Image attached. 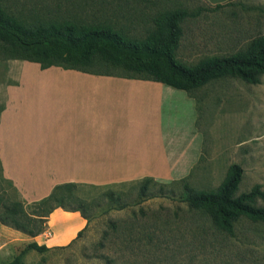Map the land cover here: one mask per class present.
<instances>
[{"label": "rangeland", "instance_id": "obj_1", "mask_svg": "<svg viewBox=\"0 0 264 264\" xmlns=\"http://www.w3.org/2000/svg\"><path fill=\"white\" fill-rule=\"evenodd\" d=\"M226 2L225 8L216 11L206 0H0V5L27 24L104 26L128 39L145 38L159 14L184 9L188 16L181 23L174 56L193 67L205 58L245 51L253 39L264 35V0ZM14 61L0 54V109ZM193 95L196 126L203 138L201 154L181 178L188 177L195 190H214L228 167L237 164L243 170L237 195L255 184L264 189V75L257 84L228 76L211 79ZM176 113L171 109L173 129ZM181 178L156 181L167 184ZM172 190L169 196H161L153 187L147 197L140 198L133 182L78 186L74 194L87 203L84 210L90 218L79 237L44 253L26 251L23 264H264V223L241 217L229 235L204 213L190 210L181 199L179 185ZM108 191L119 202L104 196ZM0 200V213L2 205L23 201L3 179L1 167ZM24 206L28 213L33 210ZM4 227L0 231V264H7V259L31 243L29 236L17 231L7 252ZM44 232L52 234L48 224ZM45 239L41 236L33 242L45 245Z\"/></svg>", "mask_w": 264, "mask_h": 264}, {"label": "crops", "instance_id": "obj_2", "mask_svg": "<svg viewBox=\"0 0 264 264\" xmlns=\"http://www.w3.org/2000/svg\"><path fill=\"white\" fill-rule=\"evenodd\" d=\"M9 72L0 109V167L26 204L61 184L102 187L145 177L181 178L200 157L196 105L185 91L59 67L42 70L27 61H14ZM171 109L179 112L175 129ZM86 223L79 212L55 209L44 244L66 245ZM17 233L7 227V252Z\"/></svg>", "mask_w": 264, "mask_h": 264}, {"label": "trees", "instance_id": "obj_3", "mask_svg": "<svg viewBox=\"0 0 264 264\" xmlns=\"http://www.w3.org/2000/svg\"><path fill=\"white\" fill-rule=\"evenodd\" d=\"M227 5V2L215 4L211 10L223 9ZM187 16L184 9L166 11L153 19L154 26L145 38L128 39L123 33L104 26L27 24L0 5V54L8 60L37 63L42 70L59 67L96 76L162 83L185 91L191 98H194L196 88L211 79L228 76L249 84L259 83V78L264 75V35L253 39L245 51L205 58L193 67L177 61L174 51L182 35L181 23ZM242 175L239 165H230L214 190H195L188 177L167 184L151 177L133 183L139 189L140 198L147 197L153 187H157L159 195L169 196L172 187L179 185L181 199L190 210L204 213L218 230L232 235L233 223L241 217L264 223V189L255 184L249 191L237 195ZM7 183L19 195L11 182ZM78 186L73 183L56 185L46 198L27 204L33 208L30 213L25 210L24 201L2 205L0 224L35 238L45 231L48 217L58 208L65 212H79L88 223L90 218L84 210L87 203L74 194ZM104 196L119 202L113 191L104 193ZM124 207L119 205L120 209ZM29 250L44 253L50 248L31 242L7 264H23V255Z\"/></svg>", "mask_w": 264, "mask_h": 264}, {"label": "built area", "instance_id": "obj_4", "mask_svg": "<svg viewBox=\"0 0 264 264\" xmlns=\"http://www.w3.org/2000/svg\"><path fill=\"white\" fill-rule=\"evenodd\" d=\"M48 236H49V235L46 234L44 237H45V238H48Z\"/></svg>", "mask_w": 264, "mask_h": 264}]
</instances>
